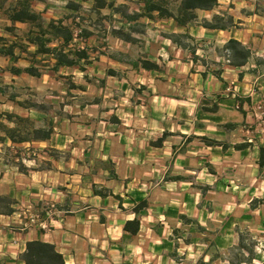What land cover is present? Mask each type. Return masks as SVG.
I'll list each match as a JSON object with an SVG mask.
<instances>
[{
  "label": "crops",
  "instance_id": "crops-1",
  "mask_svg": "<svg viewBox=\"0 0 264 264\" xmlns=\"http://www.w3.org/2000/svg\"><path fill=\"white\" fill-rule=\"evenodd\" d=\"M70 1L33 0L32 7L46 24L60 19L72 24L76 14L97 15L101 25L113 27L104 33L107 50L92 53L89 63L81 60L57 70L55 57L38 53L33 43L23 50L15 48V57L0 53V124L16 126L15 115L29 124L24 129L27 140L0 141V197L9 200L0 205V264H25L26 243L33 239L54 243L64 264H117L114 247L128 219L138 217L140 227H155L149 208L135 209L155 194L144 166L199 164L195 142L201 135L219 141L215 148L223 153L222 164H256L261 173L264 170L259 166L261 140L246 145V134L238 144L225 145L234 130L249 132L254 118L248 108L264 102V65L259 61L264 56V0H218L211 9H197V19L185 26L157 11L147 16L145 0H106L112 5L101 7L95 0H73L80 4L77 8ZM124 8L142 14L132 23H142L145 31L132 32L134 39L118 30ZM205 20L223 26L210 27ZM10 23L0 16V35L8 42L23 37L26 28L16 22L17 36L5 29ZM88 28L93 32L84 44L92 48L100 36ZM173 32L190 34L198 58L169 37ZM230 38L250 49L245 65L226 60L224 47ZM142 60L157 67L145 68ZM33 65L39 67V75L27 71ZM70 77L78 80L69 85ZM204 97L212 99L210 106H200ZM38 127L49 134L36 138L33 129ZM162 136L166 137L161 145L151 143ZM28 146L39 151L41 164L11 158L13 151ZM250 146L257 153L252 162L232 160ZM51 149L59 154H50ZM45 200L53 202L55 210L50 215L41 211L33 224L24 226L26 209L37 211ZM96 246L108 248L106 256L112 262L99 257Z\"/></svg>",
  "mask_w": 264,
  "mask_h": 264
},
{
  "label": "rangeland",
  "instance_id": "rangeland-1",
  "mask_svg": "<svg viewBox=\"0 0 264 264\" xmlns=\"http://www.w3.org/2000/svg\"><path fill=\"white\" fill-rule=\"evenodd\" d=\"M93 16L84 15L81 26H92L99 32L100 38H97L92 48L96 47V51L107 50L108 41L104 33L113 29L112 24L101 25L100 18ZM126 23L123 20V26L118 27L123 36L134 39L136 37L132 36V32L142 34L145 31L142 23L135 24L136 26ZM78 29L80 30L76 27L75 31ZM73 42H81L76 45L80 47L85 41ZM259 61L264 65V56ZM76 79L70 77L67 83L70 85ZM202 103L210 106L212 99L201 98L200 106H204ZM252 106L248 109L253 112L252 118H255V111L260 110L258 106H264V102L259 100ZM103 124L105 125L102 123V126ZM263 125L260 124L258 130ZM103 131L102 127L101 132ZM246 134V145L257 144L259 140L264 142V139L254 136V128L249 132L242 128L234 130L225 145L238 144L237 141L245 138ZM156 140L158 137L151 143ZM218 142L213 135H201L196 140L199 164L184 167L172 164L167 169L163 165L144 166L150 172L145 175L150 178L151 190H155V194L151 195L149 192V197L154 198L150 201L147 198L141 200L136 206L149 208L150 215L155 217L151 223L155 227L150 229L145 225L136 234L123 231L119 237V245L114 247V254L119 258L117 264H264V170L261 173L256 164H222L223 153L215 148ZM209 144L212 146L207 147ZM254 150L250 146L247 152L232 157V160L242 158L252 162L257 156ZM49 153L59 154L53 149ZM214 155L218 159H213ZM12 157L21 164L31 160L41 164L43 161L39 151L29 146L13 151ZM47 203L53 202L43 201L37 211L32 210L31 206L27 208L28 222L32 214L38 213L39 218ZM1 205L4 206L5 202ZM94 251L99 253V257L109 259L106 256L108 248L96 246Z\"/></svg>",
  "mask_w": 264,
  "mask_h": 264
},
{
  "label": "trees",
  "instance_id": "trees-1",
  "mask_svg": "<svg viewBox=\"0 0 264 264\" xmlns=\"http://www.w3.org/2000/svg\"><path fill=\"white\" fill-rule=\"evenodd\" d=\"M33 0H0V16L5 17L11 21L10 24L5 26V29L11 33L17 30L16 22H23L26 24L23 37H17L15 40L8 42L7 37L0 35V53L7 54L15 57V48L20 50L25 49L26 45L33 43L37 45V52L43 54H52L55 57V64L53 69L57 70L61 65H76L79 61L83 60L84 63H89L92 53L96 52V47L90 48L85 46L79 48L74 41L75 28H80L81 37H87L92 33L86 26H81L83 14H76L72 24L65 22L63 19L52 20L47 24L41 12L32 7ZM98 7L111 6L112 3L106 0H95ZM176 1V2H174ZM218 0H145L144 14L153 17V11H157L160 17H172L178 26H185L189 22L197 19V9H211L217 4ZM69 5L77 8L80 4L71 0ZM123 20L129 25L133 24L132 21L141 16L138 12H128L125 8L122 9ZM79 18V20H77ZM205 25L212 27H221L223 24L217 22L204 21ZM132 26V27H134ZM15 35H17L15 33ZM171 39L177 44L191 49V53L195 58H198L196 50L197 46L192 42L191 36L188 32H173L169 34ZM18 36V35H17ZM129 38V36L124 35ZM131 38V37H130ZM72 43V44H71ZM69 47V48H68ZM68 48V49H67ZM226 59L229 64L234 66H242L247 63L251 54L250 49L236 38H230L224 47ZM142 66L145 68H155L157 64L150 60H142ZM38 66H29L27 71L33 75H39ZM85 69L84 66H81ZM11 69H16L11 67ZM218 103L214 102L212 109L215 110ZM8 118L12 114H6ZM17 125L11 128L0 124V127L5 131L0 134V141H4L6 137L14 142H23L27 140L28 136L24 134V129L29 128L27 119L20 115H15ZM34 135L36 138H44L49 134V130H43L41 127L34 128ZM164 136L158 138L154 144L161 145ZM259 166H264V148L260 149ZM6 197H0V205L5 202L8 204ZM138 211L139 206H135ZM140 228V220L138 218L128 219L124 225V230L132 234H136ZM25 264H64L63 254L58 251L54 243L43 241L40 239L28 240L26 243V251L23 254Z\"/></svg>",
  "mask_w": 264,
  "mask_h": 264
},
{
  "label": "built area",
  "instance_id": "built-area-1",
  "mask_svg": "<svg viewBox=\"0 0 264 264\" xmlns=\"http://www.w3.org/2000/svg\"><path fill=\"white\" fill-rule=\"evenodd\" d=\"M80 33V30H76L74 32V41H77V40H80V41H85V38L84 37H81V35L79 34ZM77 45V44H76ZM79 47V46H77ZM85 47L84 44L81 45L79 48H83ZM227 61H229L228 59H226ZM230 89V87L228 88ZM236 107H239L238 104H236ZM260 110H256L254 115H255V120L253 121L252 125H249L247 126V130H251L252 128H254L256 130V134L255 136L257 138H262L264 139V125L263 127L260 128V130H258V126L260 124H264V106H258ZM43 210L45 211L44 213H47V215H50L51 211L52 210H55V205L53 203H47L45 205V207L43 208ZM39 214L38 213H35V214H32L30 216V221L29 222H26L24 224V226H26L28 223H30L31 221H35L37 218H38Z\"/></svg>",
  "mask_w": 264,
  "mask_h": 264
}]
</instances>
